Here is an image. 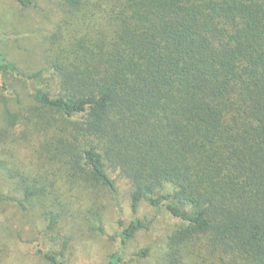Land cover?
Masks as SVG:
<instances>
[{
    "label": "trees",
    "instance_id": "1",
    "mask_svg": "<svg viewBox=\"0 0 264 264\" xmlns=\"http://www.w3.org/2000/svg\"><path fill=\"white\" fill-rule=\"evenodd\" d=\"M63 1L44 67L21 71L0 46V169L47 222L44 259L67 264L73 190L116 192L117 173L133 212L146 201L180 221L167 264H264V0ZM13 145L38 168L11 165ZM120 222L123 245L151 226Z\"/></svg>",
    "mask_w": 264,
    "mask_h": 264
},
{
    "label": "rangeland",
    "instance_id": "2",
    "mask_svg": "<svg viewBox=\"0 0 264 264\" xmlns=\"http://www.w3.org/2000/svg\"><path fill=\"white\" fill-rule=\"evenodd\" d=\"M35 1V6L23 7L13 0H0V46L7 58L24 72H34L46 65L45 54L53 34L69 19L63 0ZM5 81L6 76L0 72V129L7 95L3 89ZM21 97L25 103L32 101L27 93ZM10 105L16 109L18 102L10 97ZM7 150L11 165L31 170L29 172L38 168V160L27 146L13 145ZM112 175L117 179L116 192L73 190L76 194L71 199L74 213L69 212L62 221L63 234L72 236L64 251L67 264H108L111 254L118 250L125 256L121 264H167L164 256L169 235L180 221L164 207L156 208L146 201L133 212L130 184L117 173ZM21 198L6 171L0 169V264H49L38 251L50 246L45 234L47 222L38 208L21 204ZM93 208L97 209L102 222L96 215L92 216V223L104 226L103 232L88 226L89 210ZM135 218L151 222L150 229L140 230L123 245L119 237L120 221L128 223ZM60 248L58 244L55 249L61 251ZM143 249H148V256H137Z\"/></svg>",
    "mask_w": 264,
    "mask_h": 264
}]
</instances>
